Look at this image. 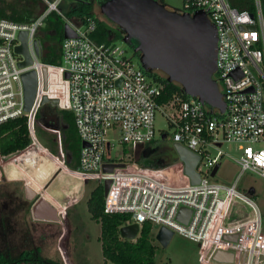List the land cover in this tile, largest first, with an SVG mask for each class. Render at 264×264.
I'll return each instance as SVG.
<instances>
[{"label":"built area","instance_id":"2783aa9c","mask_svg":"<svg viewBox=\"0 0 264 264\" xmlns=\"http://www.w3.org/2000/svg\"><path fill=\"white\" fill-rule=\"evenodd\" d=\"M42 1L46 9L31 23L0 18V125L26 117L31 139L26 149L8 157L0 151V160L18 155L8 165L21 164L19 158L39 153L48 160L59 161V156L41 144L36 131L37 114L45 104H52L73 114L82 142L77 169L70 168L61 158L62 166H55L83 183L104 184L110 180L104 212L131 215L127 226H139L137 238L144 224L150 223L153 228L165 227L174 235L198 243L199 264H264L262 215L256 202L238 189L245 172L264 178L262 0H253V12L239 10L229 0H183L182 13H205L216 29L214 79L225 104L223 113L213 111L196 97L180 94L159 104L164 84L149 76L140 62H134L121 47L96 42L92 38L97 30L95 18H89L84 25L67 20L76 36L64 38L62 63H43L35 49L37 35L51 12L62 15L59 7L64 0ZM21 32L28 33L33 59L26 68L19 67L24 58L15 51L22 45ZM32 70L37 73L38 88L32 109L26 112L22 75ZM154 73L167 78L161 71ZM44 98L49 102L43 103ZM157 111L173 129L171 135L164 136L200 156L196 167L201 177L199 184L191 183L181 161V183L171 181L162 168H145L135 160L106 161L113 150L121 149L123 154V149H131L135 154L154 142ZM114 137H118V144ZM226 143L238 144L241 151L236 160L241 173L232 185L212 182L213 170L225 155L221 149ZM213 151H217L214 157ZM105 164L123 166L107 173L103 170ZM5 167L2 166L1 178L3 174L6 177ZM183 209L188 212L180 220ZM218 253L230 254L233 260H217Z\"/></svg>","mask_w":264,"mask_h":264},{"label":"rangeland","instance_id":"374dc122","mask_svg":"<svg viewBox=\"0 0 264 264\" xmlns=\"http://www.w3.org/2000/svg\"><path fill=\"white\" fill-rule=\"evenodd\" d=\"M76 0H64L60 9L63 14H67ZM94 3L95 13L98 19L106 22L111 28L117 31V26L110 22L101 12V5L111 0H80ZM263 2V0H262ZM164 5L169 10L184 11L183 0H165ZM64 16V15H63ZM112 44L121 47L126 51V55L134 62H139L138 54L134 49L122 39L115 40ZM162 73V72H161ZM164 76H166L163 73ZM45 104L41 110L45 109ZM156 137L155 142L164 141L163 135H171L173 129L169 127L166 117L160 112H156L155 117ZM37 136L44 147H50L54 142V134L47 130L36 126ZM118 144V137H114ZM159 142L158 144L162 145ZM121 149L116 152L113 150L106 158L109 162L110 158L118 161L124 158L123 162L134 160V155L138 158L142 155V149L134 152L131 149ZM225 155L220 161V168L217 175L212 178V182L222 185H232L237 181L241 173L240 166L236 162L241 156L239 145L236 143H226L221 149ZM217 151L212 152L214 157ZM18 155L0 160V175L2 166H6L4 173L8 181H20L22 183H4L0 188V211H16L19 209L28 212V206L22 204L24 193V185L30 186L35 192L42 194L45 199H51L57 203L66 216V223L61 222L60 225L52 222L42 223L43 225H35L32 218L31 225L27 221V229L32 235L37 236L36 244L40 245L41 234L46 235V257H57L62 264H121L123 261L118 257L115 259L110 256V251L107 248V256L103 254L101 237V225L92 219L88 210V200L91 192L99 185L103 184L98 181H88L83 183L81 179L66 171L61 172L59 166H62V160H48L42 154L33 153L29 157L19 158L21 164H9V162L17 159ZM28 158L27 161H24ZM51 158V157H50ZM53 160V162H52ZM16 162V161H14ZM168 178L173 182L181 183V164L178 161H173L170 164H164L161 167ZM59 169V170H58ZM172 174V176H171ZM6 177H0L5 181ZM80 185V186H79ZM49 189V190H48ZM238 189L251 197L257 204L262 215V223L264 227V178L252 172H245L238 181ZM48 197V198H47ZM13 214V213H12ZM28 218V217H27ZM58 226V228H56ZM160 227L153 228L152 236L154 244L157 246V254L155 264H199L198 251L199 244L195 243L179 234H175L167 247H163L156 239ZM14 238L17 241L24 239L22 232L19 230L15 233ZM129 252L130 249L127 248Z\"/></svg>","mask_w":264,"mask_h":264},{"label":"water","instance_id":"95a60500","mask_svg":"<svg viewBox=\"0 0 264 264\" xmlns=\"http://www.w3.org/2000/svg\"><path fill=\"white\" fill-rule=\"evenodd\" d=\"M102 14L117 26L124 34L123 41L129 44L138 54L139 62L145 71L153 73L161 71L170 82L182 87L187 96L196 97L213 111L218 109L220 113L225 111V104L219 91L214 75L217 72V38L216 29L210 23L205 13L195 15L173 11L155 0H111L101 5ZM76 32L66 22L64 26V38H72ZM21 46L16 48V53L24 58L19 63L20 68H26L33 64L29 52L28 33L21 32ZM37 55H40V45L35 42ZM46 74V70H45ZM25 90V111L30 112L36 97L38 88V76L35 70L22 75ZM49 100L44 98L43 103ZM165 137V136H164ZM85 146V144H83ZM175 157L173 161H181L184 164L185 174L192 184H199L201 177L196 172L200 156L190 151L180 143H172ZM122 164H105L103 170L113 172ZM220 165L213 170L215 177ZM111 181L104 182V193L107 195ZM26 198L33 200L36 192L25 185ZM188 210H181L178 218ZM190 212V211H189ZM35 220L66 223L64 213L58 211L47 199L41 197L32 208ZM187 222V221H185ZM139 234V226L134 224L125 226L120 230L123 239L134 241ZM174 233L162 227L157 233L156 239L167 247ZM216 259L220 261H232L230 254L218 253Z\"/></svg>","mask_w":264,"mask_h":264},{"label":"trees","instance_id":"16d2710c","mask_svg":"<svg viewBox=\"0 0 264 264\" xmlns=\"http://www.w3.org/2000/svg\"><path fill=\"white\" fill-rule=\"evenodd\" d=\"M164 5L165 0H155ZM233 7L239 10L254 11L253 0H229ZM264 7V0H263ZM46 9L42 0H0V18H5L19 23H31L35 21ZM60 9V7H59ZM62 15L57 12H51L45 20V26L42 27L37 35L40 45V59L43 63L49 65H60L62 63V43L64 40V26L68 21L76 25H84L89 18H95L97 21V30L92 38L98 43L112 44L117 39H122L124 34L121 30H113L106 22L98 19L95 13L94 3L88 1L76 0L67 14ZM149 76L164 84L163 95L158 100L159 104H164L172 99L173 95L180 94L186 97L181 86L170 82L168 78L161 77L156 73H148ZM36 126H39L48 132L54 134V142L50 151L59 156L70 168L77 169L79 166L80 152L82 142L77 132L74 116L71 112L61 111L54 105H47L45 109L37 114ZM164 137V135H163ZM164 141L152 142L142 149L143 153L138 158L134 155V160L145 168H161V158L163 150L167 147ZM159 142L162 145L158 144ZM31 144L28 130V119L20 117L9 120L0 125V151L3 156L8 157L18 151L26 149ZM136 154V153H135ZM3 186L0 185V188ZM105 193L103 184H99L90 194L88 200V210L92 219L101 225V237L103 254L107 256V248L110 256L119 258L121 264H155L157 246L153 243V225L145 223L140 236L136 241H128L121 237L120 230L127 226L131 220L128 214H106L104 212ZM3 219L6 226L14 224L12 216H6ZM7 227V229H8ZM13 227V226H12ZM7 231V230H6ZM8 241L18 242L13 239L15 233L9 231L6 233ZM35 235L28 238L25 245L30 250L29 260L31 264H62L55 257L43 259L39 257L40 249L35 243ZM127 248L130 251H127ZM17 261L14 264H18Z\"/></svg>","mask_w":264,"mask_h":264},{"label":"flooded vegetation","instance_id":"af4514ba","mask_svg":"<svg viewBox=\"0 0 264 264\" xmlns=\"http://www.w3.org/2000/svg\"><path fill=\"white\" fill-rule=\"evenodd\" d=\"M165 142L167 143V147L163 150L164 154L161 158L162 163H166L168 161H172L175 157V152L174 149L172 147V143H171V139L169 136L165 137ZM6 180L4 181L2 179V181L0 182V185L4 184V183H19L20 181H8L7 178H5ZM22 183V182H20ZM23 197V201L22 204H25V206H28V212L26 213L25 210L19 209L16 211H12V213H10L9 211H0V264H14L16 263L18 260L21 261L18 264H31L30 260H29V253L30 250L27 248V246L25 245L27 239L31 237V231L28 230L27 228V221L29 220V224L31 225V220L33 218V214H32V208L34 206V204L38 201L39 198L43 197L42 194H39L36 192V196L33 200H30L28 198H26V194H25V185H24V193L23 195H21ZM6 216H12V220L14 221V224L9 225L10 227L6 226L3 219L1 218H5ZM30 216L32 217L30 219ZM28 217V218H27ZM33 222L35 225H43L42 223H47L48 221L45 220H35L33 218ZM52 223H56L58 225L61 224V222H52ZM13 226V227H12ZM43 226H46V224H44ZM8 227V229H7ZM58 228V226L56 227ZM7 230V231H6ZM22 232L24 239L18 241V242H13L12 241H8V237L6 236V233L9 231H12L13 233H16L17 231ZM34 235V234H33ZM16 239V238H13ZM35 239V243L37 240V236L34 237ZM17 240V239H16ZM40 245L38 246V248L40 249V254L39 257L43 258V259H47L48 257H46L47 255L46 253V235L45 234H41L40 236Z\"/></svg>","mask_w":264,"mask_h":264},{"label":"crops","instance_id":"0c3cea01","mask_svg":"<svg viewBox=\"0 0 264 264\" xmlns=\"http://www.w3.org/2000/svg\"><path fill=\"white\" fill-rule=\"evenodd\" d=\"M6 175V174H5ZM6 178H7V176H6ZM80 186V185H79ZM49 190V189H48ZM48 198V197H47ZM51 204H53V206H55L57 209H58V211L59 212H61V213H63V211L62 210H60L61 209V207L57 204V203H55L53 200H51V199H47Z\"/></svg>","mask_w":264,"mask_h":264}]
</instances>
